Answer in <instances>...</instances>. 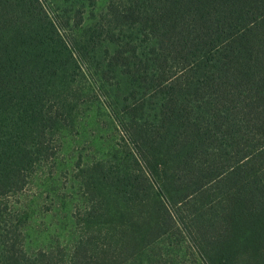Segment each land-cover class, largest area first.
Wrapping results in <instances>:
<instances>
[{
	"label": "trees",
	"instance_id": "obj_1",
	"mask_svg": "<svg viewBox=\"0 0 264 264\" xmlns=\"http://www.w3.org/2000/svg\"><path fill=\"white\" fill-rule=\"evenodd\" d=\"M80 1L0 0V264H123L176 228L208 264H264V0H108L78 44ZM87 72L114 88L120 157L90 170L74 244L31 251L9 200Z\"/></svg>",
	"mask_w": 264,
	"mask_h": 264
},
{
	"label": "rangeland",
	"instance_id": "obj_2",
	"mask_svg": "<svg viewBox=\"0 0 264 264\" xmlns=\"http://www.w3.org/2000/svg\"><path fill=\"white\" fill-rule=\"evenodd\" d=\"M52 10H61L64 0H48ZM83 4V24L71 28L67 33L78 44L88 35L90 27L104 18L108 0H97L94 5ZM128 34V33H127ZM107 39L90 46L94 54L102 58ZM79 48V47H78ZM82 54V53H81ZM85 59L84 55H81ZM86 60V59H85ZM92 69L88 72L91 73ZM77 76L76 85L80 86L74 103L80 102L71 115L70 124L60 128L56 135L55 155L40 165L32 174L27 186L17 196L10 198V204L24 212V242L28 250L34 251L50 246H72L79 236L80 223L88 196L90 170L101 161L112 159L123 146L122 134L117 128L107 107L106 94L110 86L92 79L90 74ZM97 78V77H96ZM127 85L123 80L118 90L120 98L127 96ZM122 115L119 114L118 118ZM124 117V116H123ZM121 145V147H120ZM123 264H208L187 235L179 228L173 229L155 242L141 250Z\"/></svg>",
	"mask_w": 264,
	"mask_h": 264
}]
</instances>
